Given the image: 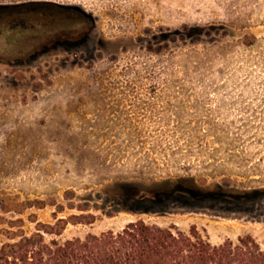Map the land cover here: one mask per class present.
Listing matches in <instances>:
<instances>
[{
	"label": "rangeland",
	"instance_id": "rangeland-1",
	"mask_svg": "<svg viewBox=\"0 0 264 264\" xmlns=\"http://www.w3.org/2000/svg\"><path fill=\"white\" fill-rule=\"evenodd\" d=\"M45 1L80 22L33 57L0 37V241L79 215L59 238L141 219L264 249V0Z\"/></svg>",
	"mask_w": 264,
	"mask_h": 264
},
{
	"label": "trees",
	"instance_id": "trees-1",
	"mask_svg": "<svg viewBox=\"0 0 264 264\" xmlns=\"http://www.w3.org/2000/svg\"><path fill=\"white\" fill-rule=\"evenodd\" d=\"M173 193H126L119 202L127 208L138 201L161 202ZM23 208L15 211L21 213ZM78 217L83 218L55 217L52 223L35 220L30 234L23 231L22 218L9 220L8 226L16 230L2 229L7 240L0 241V264H264V249L250 235L238 237L236 243L226 240L212 245L194 227L185 233L141 219L126 223L119 231L59 238L69 223L82 222Z\"/></svg>",
	"mask_w": 264,
	"mask_h": 264
},
{
	"label": "flooded vegetation",
	"instance_id": "flooded-vegetation-1",
	"mask_svg": "<svg viewBox=\"0 0 264 264\" xmlns=\"http://www.w3.org/2000/svg\"><path fill=\"white\" fill-rule=\"evenodd\" d=\"M72 9L45 0L0 4V37L7 35L8 39L5 41L11 44L12 47L19 49L20 58L24 57L25 54L33 57L31 54L37 51L24 49L27 47L59 46L62 40L57 33L59 27H76L79 24L80 11L78 13V10L74 9L77 12L76 15ZM27 11L31 13L30 17L26 15L25 12ZM1 27L8 28L3 30ZM70 37L76 39L79 36H75V33L71 35L69 33L67 37L69 41ZM11 57L13 58L3 59V61L15 62L21 60L17 56Z\"/></svg>",
	"mask_w": 264,
	"mask_h": 264
}]
</instances>
